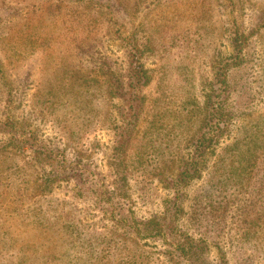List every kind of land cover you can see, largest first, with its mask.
Listing matches in <instances>:
<instances>
[{"label": "rangeland", "instance_id": "obj_1", "mask_svg": "<svg viewBox=\"0 0 264 264\" xmlns=\"http://www.w3.org/2000/svg\"><path fill=\"white\" fill-rule=\"evenodd\" d=\"M91 239L264 264V0H0V264Z\"/></svg>", "mask_w": 264, "mask_h": 264}, {"label": "trees", "instance_id": "obj_2", "mask_svg": "<svg viewBox=\"0 0 264 264\" xmlns=\"http://www.w3.org/2000/svg\"><path fill=\"white\" fill-rule=\"evenodd\" d=\"M138 62V61H136ZM137 68V69H136ZM135 71L132 70L133 82L135 84H139L142 81V75L145 73L143 70H140L139 67L134 68ZM119 85V82L117 83ZM13 240V238H11ZM15 240V239H14ZM113 245H117L112 240H102L98 243H92V239L88 241V243L84 247V255L81 260V264H96L97 262H103L104 264H132L133 258L129 257L127 253L122 252L125 250H120L118 247H113Z\"/></svg>", "mask_w": 264, "mask_h": 264}]
</instances>
